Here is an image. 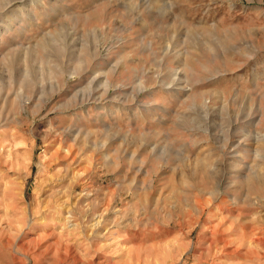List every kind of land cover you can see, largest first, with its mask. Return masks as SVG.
<instances>
[{
    "label": "rangeland",
    "instance_id": "1",
    "mask_svg": "<svg viewBox=\"0 0 264 264\" xmlns=\"http://www.w3.org/2000/svg\"><path fill=\"white\" fill-rule=\"evenodd\" d=\"M0 264H264V0H0Z\"/></svg>",
    "mask_w": 264,
    "mask_h": 264
}]
</instances>
